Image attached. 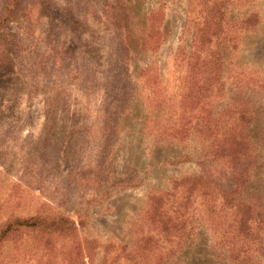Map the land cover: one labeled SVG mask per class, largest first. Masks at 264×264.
<instances>
[{"label": "rangeland", "instance_id": "1", "mask_svg": "<svg viewBox=\"0 0 264 264\" xmlns=\"http://www.w3.org/2000/svg\"><path fill=\"white\" fill-rule=\"evenodd\" d=\"M0 23V228L9 218H49L5 233L0 264H264V0H0ZM201 32L202 45L194 40ZM193 52L218 59L221 78L211 77L202 96L214 132L235 118L253 136L240 150L248 209L239 254L227 233L239 225L229 227L232 216L221 209L220 193L232 183L220 149L211 156L196 133L176 142L150 127L145 78L176 110L182 96L188 107L199 104ZM129 93L137 98L117 108ZM115 110L124 112L118 135L106 138V112ZM51 120L73 124L56 151ZM113 140L105 186L58 176L79 157L86 174ZM208 168L215 175L201 192L215 198L222 227L197 216L206 208L197 195L193 238L166 240L163 224L146 217L150 197Z\"/></svg>", "mask_w": 264, "mask_h": 264}, {"label": "trees", "instance_id": "2", "mask_svg": "<svg viewBox=\"0 0 264 264\" xmlns=\"http://www.w3.org/2000/svg\"><path fill=\"white\" fill-rule=\"evenodd\" d=\"M13 5L14 3H12L10 10H8V14L10 15L12 8L14 7ZM200 37L201 38L199 39V36H194V40H200L201 45L204 40L208 42L206 39L207 34L203 36V32H201ZM129 42H131L129 38H126L123 41L125 46H128ZM143 43L153 45L155 40L145 39ZM196 46L200 47V45L197 44ZM195 49L197 50L196 47ZM188 59L190 64L199 61V68L196 69V76H194L196 77L194 78V85L197 87L196 91L198 96L200 95L199 104L195 106L194 102L191 107H188L185 105L182 96V100L180 101V110H176L175 104L169 103V99H166L160 85H156L155 80L151 81V77L150 79L145 78L146 87L144 88L148 90V95H146V97H148V101L146 105L147 107L153 109L152 115L154 117L153 120L151 119L152 125L150 124V127L152 130L156 127V129L159 130L160 137L164 139H171L176 142H182L192 133H196L199 138L208 142V153L211 156L218 155L216 151L220 149L222 153H220L219 156L223 159V162L227 163V168L229 169V179L232 183L227 190L228 195L220 193V199H222L220 200L222 206L221 209L225 211L229 210V213L232 216V223L231 225H228L229 227L239 225V227H235L232 231L227 230V233L231 234L230 237L232 238L229 242L233 244L232 248L235 249V254H239L242 249H237L234 245L242 246L243 242L246 241V238L244 239L241 237L240 226H245V222L247 221L245 214L248 209V206L244 203L243 198L241 197L240 186L243 180L241 160L243 159L244 152H241L240 150L249 147L253 143V136L251 137L247 133L248 131L244 130L245 126L248 125L249 122L236 120L235 118L226 119L225 124H229L228 130L223 128L222 132H214L215 121L203 115V112L206 111L207 103L205 99H202V96L207 95L210 91L211 77H213L212 81L218 79V77L221 78L220 71L217 69L218 59L213 58L212 56L211 58H206V60L200 59L198 55H195V52L189 55ZM147 71H151V69L148 68ZM151 75L152 74L150 73L149 76ZM135 98L137 97L132 93H129L128 97L122 102L116 101L117 108H128V105L133 102ZM123 113L124 112H118L117 110L113 113L112 111L106 112L102 128L103 135L106 136V138L112 136L117 137L118 132L116 124ZM187 113H191L192 115L189 116ZM47 114L48 118H46V124L49 122V110H47ZM51 123L52 126H50V129H54L51 142L56 151L63 143L67 142L68 137L71 135L73 124L70 120H68L67 124L64 125H61L59 121H56V124L51 120ZM40 139L41 137L38 138V140ZM115 142L116 140H113L112 143L107 144V146L111 145L107 149L101 148L100 156L95 160V168L90 169L86 174H83V171L81 170L82 164H80L79 157L76 163L70 166L66 165L63 170L58 171V176L65 175V178L71 184L84 181L92 182L93 184L97 183L99 187L105 186L108 182V172L105 164L106 157L108 151L112 148ZM27 145H25V147H27ZM222 147H225V150L227 151L221 149ZM219 156L215 157L219 158ZM212 171L213 169L208 168L199 175L194 174L193 176L174 179L171 181L170 189H164L163 191L155 193L150 197L146 217H148V221H150L153 225L155 223L158 225L160 223L163 224L165 227V233L162 235H164L166 240L170 242L178 241L179 243L184 244L193 238L194 230L197 228L196 225L198 223L196 221L197 213L195 208V198L197 195H203V197H205L204 204H206V208H204L201 214L197 216L204 217V219L207 222L209 221V224L215 230H219L222 227L224 222L222 220L223 218H219V213L216 212L215 198L210 197V192H201V190H203V185L210 183L208 182V178L215 175ZM223 215H225V213ZM253 216L256 219H261V215L256 214L255 211L253 212ZM48 220L49 218H47V216L40 215L38 213L34 216L26 218H9L7 223L2 225L3 227L0 228V243L3 236L8 231L15 230L20 226H44ZM66 223L69 228H74V223L72 221H68Z\"/></svg>", "mask_w": 264, "mask_h": 264}]
</instances>
